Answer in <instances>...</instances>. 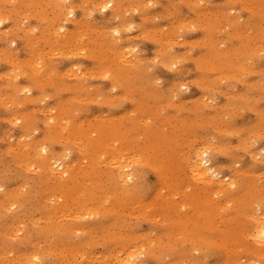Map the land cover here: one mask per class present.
I'll return each mask as SVG.
<instances>
[{
	"label": "rangeland",
	"instance_id": "1",
	"mask_svg": "<svg viewBox=\"0 0 264 264\" xmlns=\"http://www.w3.org/2000/svg\"><path fill=\"white\" fill-rule=\"evenodd\" d=\"M24 1H0V264H264V0Z\"/></svg>",
	"mask_w": 264,
	"mask_h": 264
},
{
	"label": "bare ground",
	"instance_id": "2",
	"mask_svg": "<svg viewBox=\"0 0 264 264\" xmlns=\"http://www.w3.org/2000/svg\"><path fill=\"white\" fill-rule=\"evenodd\" d=\"M0 1H1V0H0ZM17 1H19V0H17ZM25 1L27 2V0H25ZM25 1H24V3H25ZM30 1H31V0H30ZM67 1H68V0H67ZM103 1H105V0H103ZM164 1H165V0H164ZM201 1H202V0H201ZM201 1H200V2H201ZM4 2H5V1H4ZM6 2L9 3L8 1H6ZM6 2H5V3H6ZM147 2L149 3V1H147ZM150 2H151V1H150ZM161 2H162V1H161ZM166 2H167V1H166ZM194 2H195V1H193V3H194ZM198 2H199V1H198ZM200 2H199V3H200ZM43 3H44V2H43ZM47 3H48V2H47ZM100 3H101V2H100ZM106 3H107V2H106ZM108 3H109L108 5H111V6L113 5L112 2H108ZM163 3H164V2H163ZM195 3H196V2H195ZM201 3H202V2H201ZM201 3H200V4H201ZM15 4H16V3H15ZM62 4H63V3H62ZM75 4H76V3H75ZM128 4H129V3H128ZM149 4H151V3H149ZM3 5H4V4H3ZM8 5H9V4H8ZM20 5H21V4H20ZM33 5H34V4H33ZM94 5H95V3H94ZM102 5H104V8H103V9H106V8H107V5H105V4H102ZM102 5H101V8H102ZM143 5H144V4H143ZM198 5H199V4H198ZM11 6H12V5H11ZM39 6H40V5H39ZM59 6H60V5H59ZM64 6H65V5H64ZM91 6H92V5H91ZM132 6H133V5H132ZM147 6H148V5H147ZM147 6H146V7H147ZM17 7H18V6H16V8H17ZM23 7H24V6H23ZM43 7H44V5H43ZM61 7H62V6H61ZM88 7H89V6H88ZM114 7H115V6H114ZM158 7H159V6H158ZM1 8H2V6H1ZM4 8H5V6H4ZM59 8H60V7H59ZM66 8H67V7H66ZM75 8H76V7H75ZM99 8H100V7H99ZM131 8H132V7H131ZM135 8H136V7H135ZM162 8H163V7H162ZM162 8H160V9H162ZM24 9H25V8H24ZM89 9H90V8H89ZM3 10H4V9H3ZM10 10H11V8H10ZM15 10H16V9H15ZM22 10H23V8H22ZM49 10H50V9H49ZM96 10H98V7H97ZM99 10H100V9H99ZM135 10H136V9H135ZM151 10L153 11V9H151ZM151 10H150V11H151ZM182 10H183V9H182ZM186 10H187V9H186ZM0 11H2V10L0 9ZM5 11H7V10L5 9ZM47 11H48V10H46V12H47ZM64 11H65V10H64ZM112 11H113V10H112ZM3 12H4V11H2V13H3ZM9 12H10V11H9ZM16 12H17V11H16ZM55 12H56V11H55ZM89 12H90V11H89ZM95 12H97V11H95ZM2 13H1V14H2ZM4 13H5V12H4ZM21 13H22V12H21ZM70 13H71V14H70ZM111 13H113V12H111ZM186 13H187V12H186ZM8 14H9V13H8V11H7V16H8ZM11 14H12V13H11ZM99 14H100V13H99ZM104 14H105V13H104ZM9 15H10V14H9ZM19 15H20V14H19ZM19 15H18V16H19ZM69 15L72 16V15H73V11L69 12ZM74 15H75V14H74ZM83 15H84V14H83ZM100 15H101V14H100ZM147 15H148V14H147ZM152 15H154V14H152ZM190 15H191V13H190ZM243 15H244V14H243ZM246 15H247V14H246ZM4 16H5V15H4ZM25 16H26V15H25ZM30 16L32 17V15H30ZM71 16H69V17H71ZM149 16H150V15H149ZM28 17H29V16H28ZM47 17H49V16H47ZM87 17H89V16H87ZM192 17H193V16H192ZM13 18H14V16H13ZM13 18H12V19H13ZM32 18H34V17H32ZM74 18H75V17H74ZM145 18H146V17H145ZM245 18H246V17H245ZM4 19H5V18H4ZM26 19H27V18H26ZM108 19H109V18H108ZM141 19H142V18H141ZM6 20L8 21V19H6ZM29 20H31V19H29ZM70 20H71V19H70ZM96 20H97V19H96ZM133 20H134V19H133ZM22 21H23V20H22ZM39 21H40V20H38V21H36V22L39 23ZM57 21H58V20H57ZM94 21H95V20H94ZM9 22H10V21H9ZM68 22H69V21H68ZM135 22H136V21H135ZM161 22H162V21H161ZM186 22H189V21H186ZM5 23H6V22H5ZM7 23H8V22H7ZM23 23H24V22H23ZM97 23H98V22H97ZM111 23H112V22H111ZM130 23H131V22H130ZM21 24H22V23H21ZM21 24H20V25H21ZM42 24H43V23H42ZM42 24H41V26H42ZM112 24H113V23H112ZM115 24H116V23H115ZM166 24H167V22H166ZM191 24H192V23H191ZM30 25H31V24H30ZM59 25H61V24H59ZM73 25H74V24H73ZM130 25H131V24H130ZM132 25H133V24H132ZM167 25H169V24H167ZM167 25H166V26H167ZM12 26H13V24H12ZM14 26H15V25H14ZM14 26H13V27H14ZM18 26H19V25H18ZM74 26H75V25H74ZM123 26H124V24H123ZM162 26H164V25H162ZM25 27H26V26H25ZM33 27H35V26H33ZM36 27H37V26H36ZM36 27H35V29H36ZM93 27L95 28V26H93ZM126 27H127V26H126ZM164 27H165V26H164ZM8 28H9V27H8ZM11 28H12V27H11ZM11 28H10V29H11ZM15 28H16V27H15ZM15 28H14V29H15ZM27 28H28V26H27ZM127 28H128V27H127ZM190 28H191V27H190ZM17 29H18V28H17ZM31 29H33V28H31ZM74 29H75V28H74ZM79 29H81V28H79ZM113 29H114V28H113ZM128 29H129V28H128ZM0 30H1V29H0ZM4 30H6V29H4ZM15 30H16V29H15ZM43 30H45V29H43ZM51 30H52V28H51ZM51 30H50V31H51ZM115 30H116V29H115ZM27 31H29V30H27ZM112 31H113V30H112ZM179 31H180V30H179ZM17 32H18V30H17ZM17 32H16V33H17ZM59 32H60V31H59ZM65 32H66V31H65ZM136 32L138 33V31H136ZM136 32H135V33H136ZM198 32H199V31H198ZM38 33H39V32H38ZM67 33H68V32H67ZM67 33H66V35H68ZM87 33H88V32H87ZM115 33L118 34V31H115V32H114V35H115ZM137 33H136V35H137ZM26 34H27V33H26ZM29 34H30V33H29ZM107 34H109V33L107 32ZM123 34H124V33H123ZM128 34H130V33L128 32ZM145 34H146V33H145ZM199 34H201V32H200ZM238 34H239V33H238ZM10 35H11V34H10ZM64 35H65V34H64ZM66 35H65V36H66ZM110 35L113 36V34H111V33H110ZM143 35H144V34H143ZM0 36H1V35H0ZM4 36H5V35H4ZM4 36H3V37H4ZM15 36H17V35H15ZM22 36H23V35H22ZM22 36H21V37H22ZM31 36H32V35H31ZM33 36H34V35H33ZM112 36H111V37H112ZM121 36H122V35H121ZM133 36H134V35H133ZM7 37H8V36H7ZM21 37H20V38H21ZM26 37H28V36H25V38H26ZM59 37H60V36H59ZM62 37H64V36L62 35ZM127 37H128V36H127ZM131 37H132V36H131ZM185 37H186V36H185ZM8 38H9V37H8ZM141 38H142V35H141ZM1 39H2V38H1ZM4 39H5V38H4ZM12 39H13V38H12ZM17 39H19V38L17 37ZM21 39H22V38H21ZM32 39H33V38L31 37V38L28 39V40H32ZM52 39H53V38H52ZM98 39H99V38H98ZM134 39H135V38H134ZM137 39H138V38H137ZM7 40H8V39H7ZM7 40L5 39V41H7ZM28 40H27V42H30V41H28ZM72 40H73V39H72ZM140 40H141V39H140ZM3 41H4V40H3ZM24 41H25V39H24ZM143 41H144V40H142L141 42H143ZM180 41H182L181 38H180ZM12 42H13V41H12ZM78 42H79V41H78ZM78 42H77V43H78ZM145 42H146V41H145ZM173 42H175V40H174ZM173 42H172V43H173ZM178 42H179V41H177L176 43H178ZM187 42H188V46H189L190 42H189V41H187ZM187 42H186V43H187ZM5 43H6V42H5ZM13 43H14V42H13ZM176 43H174V44H176ZM180 43H181V42H180ZM180 43H179V44H180ZM191 43H192V42H191ZM8 44H9V43H7V45H8ZM42 44H43V43H42ZM54 44H55V42H54ZM141 44H142V43H141ZM155 44H156V43H155ZM155 44H154V46H155ZM10 45H11V44H10ZM13 45H15V44H13ZM22 45H23V44H22ZM27 45H28V43H27ZM40 45H41V44H40ZM157 45H158V44H157ZM157 45H156V46H157ZM258 45H259V44H258ZM261 45H262V44H261ZM50 46L53 47L52 45H50ZM72 46H73V45H72ZM188 46H187V48H188ZM5 47H6V46H5ZM27 47H28V46H27ZM39 47H40V46H39ZM129 47H130V46H129ZM129 47H125V48L130 49ZM157 47H159V46H157ZM7 48H8V47H7ZM40 48H41V47H40ZM53 48H54V47H53ZM0 49H1V48H0ZM2 49H3V48H2ZM22 49H23V48H22ZM22 49H21V50H22ZM29 49H30V48H29ZM51 49H52V48H51ZM54 49H55V48H54ZM65 49H66V48H65ZM84 49H85V48H84ZM132 49H133V48H132ZM135 49H136V48H135ZM135 49H134V50H135ZM153 49H154V48H153ZM170 49H171V48H170ZM172 49H173V48H172ZM11 50H12V49H11ZM31 50H32V49H31ZM31 50H30V52H31ZM49 50H50V47H49ZM58 50H60V49H58ZM61 50H62V49H61ZM174 50H175V49H174ZM5 51H6V49H5ZM8 51H9V50H8ZM12 51H16V50L13 49ZM18 51H19V49H18ZM23 51H24V50H22V52H23ZM32 51H33V50H32ZM47 51H48V50H47ZM52 51H54V50H51V51H50V52H51L50 54H48L49 52H46V53H47L46 55H48V56H50V55H51V56H53V55L56 56V55H59V54L61 53V52H60V53L57 54V53H56L57 51L54 52V53H52ZM65 51H66V50H65ZM65 51H64V52H65ZM73 51H74V50H73ZM79 51H80V50H79ZM117 51H118V50H117ZM117 51H116V52H117ZM119 51H120V50H119ZM126 51H127V50H126ZM126 51H125V52H126ZM131 51H132V50H131ZM178 51H179V50H178ZM197 51H198V50H197ZM16 52H17V51H16ZM43 52H44V51H43ZM43 52H41V53H43ZM76 52L78 53V51H76ZM112 52H113V51H112ZM6 53H8V52L6 51ZM39 53H40V52H39ZM39 53H38V54H39ZM41 53H40L39 55H41ZM44 53H45V52H44ZM66 53H68V52L66 51ZM66 53H65V54H66ZM69 53H72V52H69ZM69 53H68V54H69ZM74 53H75V51H74ZM79 53H80V52H79ZM79 53H78V54H79ZM82 53H84V50H83ZM118 53H120V52H118ZM122 53H123V52H122ZM128 53H129V52L127 51V54H128ZM153 53H154V52H153ZM27 54H28V53H27ZM52 54H53V55H52ZM112 54H113V53H112ZM129 54H130V53H129ZM17 55H18V54H17ZM76 55H77V54H76ZM81 55H82V54H81ZM81 55H80V56H81ZM89 55H90V54H89ZM122 55H123V54H122ZM2 56H3V55H2ZM6 56L9 57L8 55H6ZM41 56H42V55H41ZM48 56H47V57H48ZM60 56H61V55H60ZM62 56H64L63 53H62ZM66 56H67V55H66ZM73 56H74V55H73ZM77 56H78V55H77ZM77 56H76V57H77ZM82 56H83V55H82ZM116 56H117V55H116ZM124 56L126 57V55H124ZM124 56H123V57H124ZM146 56H147V55H146ZM10 57H11V56H10ZM68 57H69V56H68ZM83 57H84V56H83ZM83 57H82V58H83ZM88 57H89V56H88ZM129 57H130V55H128V58H127V59H129ZM149 57H150V56H149ZM152 57H154V56H152ZM1 58H2V57H1ZM11 58H13V60H16V62H17V59H14L15 57L12 56ZM24 58H26V57H24ZM24 58H23V59H24ZM37 58H38V57H37ZM42 58H44V57H42ZM113 58H114V57H113ZM121 58H122V57H121ZM131 58H132V57H131ZM150 58H151V57H150ZM155 58H156V57H155ZM157 58H158V57H157ZM19 59H20V58H19ZM27 59H28V58H27ZM38 59L40 60L41 58H38ZM58 59H59V58H58ZM127 59H126V60H127ZM132 59H133V58H132ZM132 59H131V60H132ZM143 59H144V58H143ZM143 59H141V60H143ZM54 60H55V59H54ZM86 60H87V59H86ZM118 60H119V59H118ZM123 60H124V59H123ZM134 60H136V59H133V62H135ZM139 60H140V59H139ZM152 60H153V59H152ZM152 60H151V61H152ZM2 61H3V59H2ZM2 61H0V62H2ZM8 61L11 62L12 60L9 58ZM20 61H21V60H20ZM36 61H38V60H36ZM67 61H68V60H67ZM93 61H94V60H93ZM120 61H121V63H123V62H124V63L127 62V61H125V60L122 62V59H120ZM136 61H137V60H136ZM153 61H155V60H153ZM158 61H161V60H158ZM39 62H40V61H39ZM45 62H46V60H45ZM77 62H78V61H77ZM141 62H142V61H141ZM155 62H156V61H155ZM2 63H3V62H2ZM13 63H14V62H12V65H13ZM19 63H20V62H18V65H19ZM92 63H93V62H92ZM130 63L132 64V62H130ZM9 64H10V63H9ZM15 64H16V63H15ZM21 64H22V63H21ZM33 64H34V63H33ZM33 64H32V65H33ZM61 64H62V63H61ZM74 64H76V63H74ZM125 64H126V63H125ZM128 64H129V62H128ZM133 64H134V63H133ZM16 65H17V64H16ZM16 65H14V67H11V68H14V71L16 70V68H15ZM46 65H47V64H46ZM59 65H60V64H59ZM71 65H72V64H71ZM80 65H81V64H80ZM158 65H160V63H159ZM173 65H174V64H173ZM60 66H61V65H60ZM60 66H59V67H60ZM78 66H79V64L77 65V67L74 65V66H73L74 68H73V67H72V68L75 69V70H77V69L79 68ZM89 66H90V65H89ZM23 67H24V65H23ZM69 67H70V66H69ZM25 68H26V67H25ZM25 68H23V69H24V70H27V68H26V69H25ZM39 68H40V67H39ZM167 68H168V67H167ZM169 68H170V67H169ZM169 68H168V69H169ZM7 69H8V68H7ZM29 69H30V68H29ZM41 69H42V68H41ZM68 69H69V68H68ZM87 69H88V68H87ZM8 70H10V68H9ZM8 70H7V71L5 70V72L8 73ZM21 70H22V69H21ZM36 70H37V69H36ZM59 70H61V69H59ZM75 70H72L73 72L71 71V72L73 73V74L71 73V74L73 75V76H72L73 79H74V76H75V74H74ZM90 70H91V68H90ZM93 70H94V69H93ZM103 70H105V69H103ZM103 70L101 69V71H103ZM156 70H158V69H156ZM156 70H155V71H156ZM170 70H171V69H170ZM11 71H12V70H11ZM77 71H78V70H77ZM77 71H76V72H77ZM98 71H99V70H98ZM98 71H95L96 74H97ZM101 71H100V73L102 74L103 72H101ZM166 71H168V70H166ZM18 72H19V71H18ZM32 72H33V71H32ZM80 72H81V71H79V73H80ZM91 72H92V70H91ZM91 72L89 71V73H91ZM95 72H94L93 74H95ZM107 72H108V71H107ZM107 72L105 73V71H104L105 74H104V73H103V74H104V75H107V74L109 73V72H108V73H107ZM158 72H159V71H158ZM158 72H157V73H158ZM168 72H169V71H168ZM1 73H2V72H1ZM1 73H0V74H1ZM3 73H4V72H3ZM82 73H83V72H81L80 74H82ZM48 74H49V73H48ZM153 74H154V72H153ZM155 74H156V73H155ZM176 74H177V76L179 75L177 72H176ZM3 75H4V74H3ZM5 75H6V74H5ZM11 75H12V74H11ZM11 75L9 74L10 77L13 76V75H12V76H11ZM22 75H23V74H22ZM28 75H29V74H28ZM78 75H79V74H78ZM87 75H88V74H87ZM157 75H158V74H157ZM6 76H7V75H6ZM17 76H18V75H17ZM95 76H96V75H95ZM15 77H16V76H15ZM15 77H13V78L15 79ZM25 77H27V76L25 75ZM31 77H32V76H31ZM67 77H68V76H67ZM97 77H99V75H98ZM103 77H106V76H103ZM4 78L6 79V78H8V77H5V76H4ZM27 78H28V77H27ZM69 78H70V77H69ZM75 78H76V77H75ZM91 78H92V77H91ZM101 78H102V75H101ZM112 78H113V77H112ZM160 78H161V77H160ZM172 78H173V77H172ZM0 79H1V78H0ZM10 79H11V78H10ZM10 79L8 78V81H9ZM102 79H103V78H102ZM105 79H106V78H105ZM108 79H109V78H108ZM176 79H177V78H176ZM15 80H16V79H15ZM144 80H145V79H144ZM159 80H160V79H159ZM167 80H168V79H167ZM41 81H42V80H41ZM93 81H94V80H93ZM114 81H115V80H114ZM114 81H112V82H114ZM165 81H166V80H165ZM15 82H17V81H15ZM31 82H32V81H31ZM37 82H38V81H37ZM52 82H53V81H52ZM58 82H59V81H58ZM69 82H70V81H69ZM158 82H159V81H158ZM32 83H33V82H32ZM59 83H60V82H59ZM91 83H92V82H91ZM108 83H109V82H108ZM164 83H165V82H164ZM33 84H34V83H33ZM104 84H105V83H104ZM167 84H168V83H167ZM14 85H16V84H14ZM18 85H19V84H18ZM21 85H22V84H21ZM35 85H36V84H35ZM90 85H91V84H90ZM113 85H114V84H113ZM162 85H163V84H162ZM19 86H20V85H19ZM106 86H108V85H106ZM182 86H183V85H181V87H182ZM1 87H3V86H1ZM1 87H0V88H1ZM24 87H25V86H23V88H24ZM28 87H29V86H28ZM30 87H31V86H30ZM32 87H33V86H32ZM32 87H31V88H32ZM52 87H53V86H52ZM56 87H57V86H56ZM58 87H59V86H58ZM109 87H110V86H109ZM163 87H164V86H163ZM183 87H184V86H183ZM15 88H16V87H15ZM49 88H50V87H49ZM78 88H79V87H78ZM89 88H90V87H89ZM166 88H167V87H166ZM17 89H18V87H17ZM17 89H14V90H17ZM24 89H27V85H26V88H24ZM52 89H53V88H52ZM3 90H5V89H3ZM11 90H12V89H11ZM11 90H10V91H11ZM50 90H51V89H50ZM103 90H104V89H103ZM197 90H198V89H197ZM23 91H25V90H23ZM23 91H21V94H22V93H25V92H23ZM28 91H31V90L28 89ZM28 91H27V92H28ZM38 91H40V90H38ZM44 91H45V90H44ZM198 91H199V90H198ZM1 92H2V91H1ZM12 92H13V91H12ZM98 92H99V91H98ZM4 93H5V92H4ZM13 93H14V92H13ZM17 93H18V92H17ZM1 94H2V93H1ZM1 94H0V96H1ZM30 94H31V93H30ZM68 94H69V93H68ZM70 94H71V93H70ZM199 94H200V93H199ZM27 95H28V94H27ZM73 95H74V94H73ZM73 95H72V96H73ZM3 96H4V95H3ZM31 96H32V95H31ZM64 96H65V94H64ZM112 96H113V95H112ZM19 97H20V96H19ZM21 97H22V96H21ZM33 97H34V96H33ZM35 97H37V96H35ZM85 97H86V95H85ZM68 98H69V97H68ZM174 98H175V97H174ZM174 98H173V99H174ZM5 99H6V98H5ZM23 99H24V98H23ZM23 99H22V100H23ZM1 100H2V99H1V97H0V101H1ZM3 100H4V99H3ZM13 100H14V98H13ZM20 100H21V99H20ZM54 100H55V99H54ZM54 100H53V101H54ZM85 100H86V99H85ZM25 101H26V99H25ZM1 102H2V101H1ZM3 102H4V101H3ZM84 102H85V101H84ZM13 103H14V102H12V103L10 104V108H11V105H13ZM54 103H55V102H54ZM207 103H208V102H207ZM3 104H4V103H3ZM47 104H48V103H47ZM55 104H57V101H56ZM175 104H176V103H175ZM31 105H32V104H31ZM36 105H37V104H36ZM40 105H41V104H40ZM50 105H51V104H50ZM50 105H49V107H50ZM131 105H132V104H131ZM0 106H1V104H0ZM2 106H4V105H2ZM21 106H22V105H21ZM51 106H52V105H51ZM95 106H96V104H95ZM97 106H98V105H97ZM123 106H124V104H123ZM6 107H8V105H7ZM44 107H45V106H44ZM105 107H106V106H105ZM132 107H133V106H132ZM1 108H2V107H1ZM13 108L15 109V107H13ZM106 108H107V107H106ZM14 109H13V110H14ZM34 109H39V108H34ZM43 109H44V108H43ZM47 109H48V108H47ZM47 109H46V110H47ZM90 109H91V108H90ZM109 109H110V107H109ZM8 110H9V109H8ZM15 110H16V109H15ZM22 110H23V108H22ZM159 110H160V109H159ZM6 111H7V110H6ZM43 111H44V113H45V110H43ZM43 111L41 110V112H43ZM118 111H119V110H118ZM26 112H28V111H26ZM29 112H30V111H29ZM35 112H36V111H35ZM37 112H38V110H37ZM47 112H48V111H47ZM49 112H50V111H49ZM49 112H48V114H49ZM64 112H65V111H64ZM19 113H20V112H19ZM23 113H24V112H23ZM65 113L67 114L68 112H65ZM105 113H106V112H105ZM10 114H11V113H10ZM39 114H40V113H39ZM41 114H42V113H41ZM95 114H96V113H95ZM114 114H116V113L114 112ZM131 114H132V113H131ZM52 115H53V114H52ZM91 115H92V114H91ZM177 115H178V114H177ZM38 116H39V115H38ZM46 116H48V115H46ZM46 116H45V117H46ZM80 116H81V115H80ZM84 116H85V115H84ZM9 117L11 118V116H9ZM39 117H40V116H39ZM45 117H44V118H45ZM2 118H3V117H2ZM12 118L15 119V117H13V116H12ZM33 118H34V117H33ZM80 118H82V117H80ZM6 119H7V118H6ZM35 119H36V118H35ZM83 119H84V118H83ZM8 120L10 121V119H8ZM53 120H54V119H53ZM107 120H108V119H107ZM3 121H4V120H3ZM12 121H13V120H12ZM39 121H40V120H39ZM47 121H48V120H47ZM143 121H144V120H143ZM147 121H148V120H147ZM33 122H34V121H33ZM45 122H46V121H44L43 124H45ZM140 122H141V121H140ZM10 123H11V122H10ZM47 123H48V122H47ZM34 124H35V123H34ZM87 124H88V123H87ZM9 125H10V124H9ZM13 125H15V123H13ZM62 125H63V124H62ZM19 126H20V125H19ZM30 126H31V125H30ZM32 126H33V125H32ZM17 127H18V126H17ZM46 127H47V126H46ZM59 127H60V126H59ZM30 128H31V127H30ZM40 128H41V127H40ZM40 128H39V129H40ZM82 128H83V127H82ZM26 129H27V128H26ZM36 130H38V129H36ZM62 130L64 131V129H62ZM3 131H4V130H3ZM6 131H7V130H6ZM22 131H23V130H22ZM26 131H27V130H26ZM43 131H44V130H43ZM9 133H10V132H9ZM21 133H22V132H21ZM6 134H7V133H6ZM10 134H11V133H10ZM45 134H46V133H45ZM8 135H9V134H8ZM14 135H15V134H14ZM36 135H37V134H36ZM39 135H40V134H39ZM0 136H1V135H0ZM18 136H19V135H18ZM43 136H44V134H43ZM63 136H64V135H63ZM92 136H93V135H92ZM2 137H3V136H2ZM5 137H7V135H6ZM10 137H11V136H10ZM46 137H47V136H46ZM41 138H42V137H41ZM94 138H95V137H94ZM137 139H138V138H137ZM16 140H17V139H16ZM28 140H29V139H28ZM28 140H27V141H28ZM3 141L6 142L5 140H3ZM9 141H11V140H9ZM9 141H7V142H9ZM15 142H16V141H15ZM16 143H18V142H16ZM38 144H39V143H38ZM38 144H37V145H38ZM17 145H18V144H17ZM8 146H9V145H8ZM12 146H13V145H12ZM18 146H19V145H18ZM20 146H21V144H20ZM80 147H81V146H80ZM0 148H1V146H0ZM25 148H26V147H25ZM82 148H83V147H82ZM17 149H18V148H17ZM20 149H21V148H20ZM43 150H44V151H41V152H40V155H41L43 158H46L45 160H46V165H47L48 170L50 169V170L53 172V171L56 170L57 167H60L61 169H63V172H60V177H61V178L66 177V178H67V177L69 176V169H68V165H67V163L65 162V160L57 159V158L54 157V156H51V157H50V156H48V157H44V156H45V153H44V152H46V149H43ZM6 151H7V150H6ZM13 151H14V150H13ZM20 151H21V150H20ZM22 151H24V150H22ZM4 152H5V151H4ZM80 152H81V151H80ZM199 152H200V154H198L199 158L202 157V156H203V158H200V159H201L200 162L197 163V164H195L194 167H193L192 169H191V167H189V168H190V171H192V173H193V176L191 175L192 178H193V179H197L198 181L201 182V181H205L210 175H212V176H217L218 174H216V172H215V170H213V168H208V169H206V170H202V166H209V163H208V162H209V159H205V158H204V156H206V151H199ZM199 152H198V153H199ZM11 153H12V152H11ZM8 154H10V153H8ZM8 154H7V155H8ZM76 155H77V154H76ZM196 155H197V153H196ZM77 156H78V155H77ZM7 157H8V156H7ZM122 157H123V155L120 154V155L118 156V158H116V159L114 160V164L117 165L118 168H120V175H119L118 177H119V179H122V181H123V179H125V176H127V175H126V174L124 173V171H123L125 166L123 167V166L120 165V163H121V161H122ZM11 159H12V158H11ZM126 159H127V158H126ZM0 160H1V159H0ZM5 160H6V159H5ZM59 160H60V162H59ZM6 162H7V161H6ZM6 162H5V163H6ZM9 162H10V160H9ZM9 162H8V163H9ZM58 162H59L60 164H58ZM141 162H142V161H141ZM212 162H213V161H212ZM18 164H21L20 161H19ZM28 164H29V163H28ZM82 164H83V163H82ZM212 164H213V163H212ZM1 165H2V164H1ZM15 165H16V164H15ZM15 165L13 164V165H11L10 167L15 166ZM30 165H31V164H30ZM69 165H70V164H69ZM106 165H107V164H106ZM16 166H18V165H16ZM3 167H4V166H3ZM6 167H8V166H6ZM25 167H26V166H25ZM18 168H19V167H18ZM154 168H155V167H154ZM3 169H4V168H3ZM6 169H7V168H6ZM22 169H23V168H22ZM73 169H74V168H73ZM222 169H223V168H222ZM25 172H26V170H25ZM37 172H38V171H37ZM222 172H223V171H222ZM14 173H15V172H14ZM30 173H31V172H30ZM78 173H79V172H78ZM117 173H118V172H117ZM123 174H125V176H124ZM49 175H50V174H49ZM189 175H190V174H189ZM222 175H224V174H222ZM6 176H7V175H6ZM25 176H26V175H25ZM130 176H131V175H130ZM225 176H226V175H225ZM21 177H22V176H21ZM47 177H48V175H47ZM134 177H135V176H134ZM194 177H195V178H194ZM14 178H15V177H14ZM48 178H49V177H48ZM126 178H127V177H126ZM224 178H225V177H224ZM52 179H53V178H52ZM135 179H136V178H135ZM35 180H36V179H35ZM47 180H48V179H47ZM50 180H51V179H50ZM222 180H223V179H222ZM224 180H225V179H224ZM224 180H223V182H226V181H224ZM51 181H52V180H51ZM126 181H127V180H126ZM195 181H196V180H195ZM19 182H20V181H19ZM128 182H129V181H128ZM221 182H222V181H221ZM126 183H127V182H126ZM216 183H218V182H216ZM16 185H17V184H16ZM68 185H69V184H68ZM211 185H212V184H211ZM227 185H228V188L230 189V188H232V187L234 186V183L231 182V183H228ZM162 186H163V185H162ZM0 187H1V186H0ZM13 187H14V186H13ZM17 187H18V186H17ZM0 190H2V188H1ZM161 192H162V191H161ZM9 194H10V193H9ZM15 194H16V193H15ZM60 195H61V194H59L58 197L61 198ZM212 195H213V194H212ZM26 197H27V196H26ZM26 197H25V198H26ZM55 197H56V195H55ZM58 197H57V199H59ZM172 197H173V196H172ZM214 197H215V195H214ZM5 199H6V198H5ZM23 199H24V197H23ZM229 199L232 200V201H233V200H237V199L234 198L233 196H232V197H229ZM6 200H7V199H6ZM28 200H29V199H28ZM60 200H61V199H60ZM60 200H58V201L60 202ZM66 200H67V199H66ZM3 201H4V200H3ZM21 201H22V200H21ZM48 201H49V200H48ZM22 202H23V201H22ZM44 202H45V201H44ZM49 202H50V201H49ZM55 202H56V201H55ZM211 202H212V201H211ZM17 203H18V202H17ZM60 203H61V202H60ZM229 203H230V202H229ZM229 203L227 202V204H229ZM25 204H26V203H25ZM44 204H45L44 208H48V207H49V206H48V202H47V203H44ZM46 204H47V205H46ZM62 204H63V203H62ZM1 205H2V204H1ZM9 205H10V204H9ZM41 205H42V204H41ZM143 205H144V204H143ZM229 205H230V204H229ZM229 205H227L226 207H228ZM2 206H3V205H2ZM223 206L225 207V205H223ZM131 207H133V205H132ZM180 207H181V206H180ZM182 207H183V205H182ZM2 208H4V207H2ZM228 208H229V207H228ZM228 208H226V209H228ZM133 209H134V208H133ZM13 210H14V209H13ZM134 210H135V209H134ZM59 212H60V211H59ZM14 213L16 214L17 211L14 212ZM18 213H19V212H18ZM58 214H59V213H58ZM82 214H83V213H82ZM82 214L80 215V217H81V216L83 217ZM84 214H85V213H84ZM146 214H147V213H146ZM140 215H141V214H140ZM38 216H39V215H38ZM38 216H37V218H38ZM67 216H68V215H67ZM67 216H66V217H67ZM255 216L257 217V215H255ZM262 216H263V215H262ZM262 216H258L257 219H254V217L252 218V219H253L254 221H256V223H257V225H256V226H257V227H256V234H255L254 236H252V237L254 238V240L257 241V247H256V250H255V251H256L257 253H259V254H263V255H264V225H260V224H262V223L260 222V218H261ZM4 217H5V216H4ZM40 217H41V216H40ZM66 217H65V218H66ZM263 217H264V216H263ZM33 218H34V217H33ZM1 219H3V218L1 217ZM40 219H41V218H40ZM49 219H50V218H49ZM81 219H82V218H81ZM34 220H36V217L34 218ZM42 220H43V219H41V221H42ZM261 220H263V219L261 218ZM1 221H2V220H1ZM3 221H4V220H3ZM8 221H9V219H8ZM37 221H38V224H39V222H40L39 219H37ZM37 221H36V222H37ZM24 222H25V221H24ZM34 222H35V221H34ZM63 222H64V220H63ZM94 222H95V221H94ZM104 222H105V221H104ZM9 223H10V222H9ZM25 223H26V222H25ZM15 224H16V223H15ZM35 224H37V223H35ZM96 224H97V223H96ZM210 225H211V224H210ZM68 229H69V228H68ZM18 230H19V229H18ZM78 230H79V229H78ZM79 231H80V230H79ZM10 233H11V232H10ZM174 233H175V232H174ZM11 234H12V233H11ZM179 234H180V233H179ZM179 234H178V235H179ZM249 235H250V234H249ZM6 236H10V235H6ZM24 236H25V235H24ZM244 236H245V235H244ZM137 237H138V236H137ZM177 237H178V236H177ZM250 237H251V235H250ZM84 238H85V237H84ZM181 238H182V237H181ZM48 239H49V238H48ZM41 242H42V241H41ZM153 242H154V240H153ZM153 242H152V243H153ZM39 244H40V243H39ZM132 245H133V244H132ZM136 246H137V245H136ZM84 247H85V246H84ZM85 249H86V248H85ZM24 250H25V249H24ZM119 253H120V252H118L117 254L119 255ZM8 254H9V253H8ZM117 254L115 253V256H116ZM22 255H23V254H22ZM27 255H28V254H27ZM27 255H26V256H27ZM34 255H35V254H34ZM40 255H42V254H40ZM40 255H39V256H40ZM96 255H97V254H96ZM82 256H83V255H82ZM82 256H79V257H81V259H82ZM98 256L100 257V255H98ZM32 257H33V256H32ZM40 257H41V256H40ZM72 257H73V256H72ZM75 257H76V256H75ZM88 257H89V256H88ZM91 257H92V256H91ZM101 257H102V256H101ZM104 257H105V256H104ZM104 257H103V258H104ZM119 257H120V256H119ZM83 258H84V257H83ZM86 259H88V258H86ZM89 259H90V257H89ZM99 259H100V258H99ZM121 259H122V258H121ZM124 259H125V258H124ZM79 260H80V259H79ZM93 260H97V261H98V258H97V259H96V258H95V259H92V261H93ZM101 260H103V259H101ZM118 260H120V258H119ZM77 261H78V260H77ZM115 261H116V260H115ZM125 261L127 262V260H124V262H125ZM151 261H152V260H151ZM186 261H187V260H186ZM93 262H94V261H93ZM126 262H125V263H126ZM118 263H120V261H119ZM125 263H123V264H125ZM152 263H153V262H152ZM184 263H185V262H184ZM184 263H183V264H184ZM190 263H191V262H190ZM10 264H12V263H10ZM115 264H116V262H115ZM126 264H127V263H126ZM178 264H179V263H178ZM194 264H195V263H194Z\"/></svg>",
	"mask_w": 264,
	"mask_h": 264
},
{
	"label": "snow or ice",
	"instance_id": "3",
	"mask_svg": "<svg viewBox=\"0 0 264 264\" xmlns=\"http://www.w3.org/2000/svg\"><path fill=\"white\" fill-rule=\"evenodd\" d=\"M71 14V13H70ZM0 22H2V21H0Z\"/></svg>",
	"mask_w": 264,
	"mask_h": 264
}]
</instances>
